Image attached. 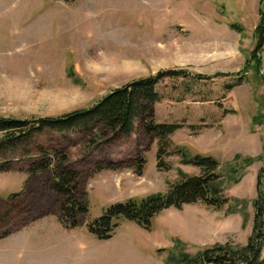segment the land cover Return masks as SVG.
Wrapping results in <instances>:
<instances>
[{"label":"rangeland","instance_id":"374dc122","mask_svg":"<svg viewBox=\"0 0 264 264\" xmlns=\"http://www.w3.org/2000/svg\"><path fill=\"white\" fill-rule=\"evenodd\" d=\"M261 7L264 0H0V117H58L132 80L187 74L157 87L156 122L182 127L161 157L158 140L139 125L129 137L46 130L0 146V169H10L0 170V264H165L168 253L158 250L176 239L192 256L217 244L245 246L264 168V123L254 119L264 113V82L253 66L239 75L257 43ZM179 146L220 163L225 195L243 201L231 205L247 213L246 228L230 205L197 204L162 211L150 230L122 217L111 239L89 234L87 224L112 204L166 193L179 170L200 175L181 162ZM56 171L74 179L66 189L89 208L73 229L60 215L67 198L51 187Z\"/></svg>","mask_w":264,"mask_h":264},{"label":"trees","instance_id":"16d2710c","mask_svg":"<svg viewBox=\"0 0 264 264\" xmlns=\"http://www.w3.org/2000/svg\"><path fill=\"white\" fill-rule=\"evenodd\" d=\"M68 2L74 0H67ZM260 20L255 30L257 43L245 66L240 71L239 78L242 79L251 66L256 68L257 73L264 82V73H261L262 57L264 48V9L259 8ZM231 29L241 34L244 27L239 24H231ZM71 77L73 76L72 73ZM222 76V75H217ZM187 77L184 70L161 71L156 75L132 80L114 89L109 94L98 100L91 107L79 109L58 117H44L35 120L22 121L14 118L0 117V146L12 143L24 138H33L38 134H43L46 130H58L68 134L80 132L97 138L129 137L135 130L136 125L151 138L159 142L158 157L164 153L165 146L170 143V137L175 134L181 125L159 124L156 122V104L161 101V96L157 87L163 81L185 79ZM200 79H208L202 75H195ZM75 83H79L74 79ZM260 118V119H259ZM255 122L264 123V113L261 117L254 118ZM177 153L181 157V162L186 165L197 167L201 174L191 176L179 170L181 180L169 186L166 193L151 194L144 198L129 199L126 202L112 204L106 212L99 218L89 222L87 229L89 234L99 240L111 239L119 226L118 220L122 217L134 221L146 230L152 227L153 219L162 211L175 208L181 210L185 205L204 204L207 207L222 209L227 205L230 212L243 214V229L247 226L248 215L237 205L243 203L237 199L230 200L225 195L224 177L220 172V163L211 156L191 155L184 147L179 146ZM239 155H236L238 158ZM261 156L252 160H261ZM34 164V163H33ZM37 169H45L43 166ZM35 168V170H36ZM105 168L120 170L122 165L109 163ZM159 170L163 171L159 163ZM0 170L9 172L10 169L2 167ZM101 171V168H97ZM34 173V171H31ZM140 172V171H139ZM261 168L257 177L258 198L254 201L255 216L253 219L252 234L248 242L243 247H237L230 243L217 244L207 248L195 256L186 253V244L176 239L172 249H160L159 252H167L168 256L165 264H264V188H262ZM65 172L56 171L55 181L52 180V190L63 198H67L60 207L62 223L70 229L81 225L78 222L80 215H88V205L78 203L69 189V183H74V179H68ZM240 180H237L239 183ZM73 185L72 188L74 189ZM17 194L10 197L15 199ZM236 202L235 210L231 203Z\"/></svg>","mask_w":264,"mask_h":264},{"label":"bare ground","instance_id":"6f19581e","mask_svg":"<svg viewBox=\"0 0 264 264\" xmlns=\"http://www.w3.org/2000/svg\"><path fill=\"white\" fill-rule=\"evenodd\" d=\"M109 63H110V62H108V63H106V62H105V64H107V65H110ZM94 67H95V70H101V68H102V65H101V66H99L98 64H95V66H94Z\"/></svg>","mask_w":264,"mask_h":264},{"label":"crops","instance_id":"0c3cea01","mask_svg":"<svg viewBox=\"0 0 264 264\" xmlns=\"http://www.w3.org/2000/svg\"><path fill=\"white\" fill-rule=\"evenodd\" d=\"M243 11H245V10H243ZM259 18H260V16H258V19H259ZM256 26H257V25H256V23H255L254 28H256ZM263 54H264V51H263ZM196 205H197V204H196ZM185 206H186V205H185ZM171 209H175V208H171ZM182 209H183V208H182ZM182 209H181V210H182ZM177 210H178V209H177ZM159 215H160V214H159ZM159 215H157V216H159ZM157 216H156V217H157ZM156 217H155V219H156ZM155 219H154V221H155ZM115 235H116V234H115ZM180 240H181V239H180Z\"/></svg>","mask_w":264,"mask_h":264}]
</instances>
